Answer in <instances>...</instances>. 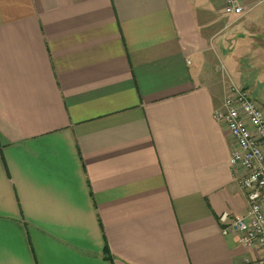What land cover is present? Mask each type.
<instances>
[{"label":"crops","instance_id":"0c3cea01","mask_svg":"<svg viewBox=\"0 0 264 264\" xmlns=\"http://www.w3.org/2000/svg\"><path fill=\"white\" fill-rule=\"evenodd\" d=\"M239 2L0 0V264H264L218 220L248 204L216 113L264 85Z\"/></svg>","mask_w":264,"mask_h":264},{"label":"built area","instance_id":"2783aa9c","mask_svg":"<svg viewBox=\"0 0 264 264\" xmlns=\"http://www.w3.org/2000/svg\"><path fill=\"white\" fill-rule=\"evenodd\" d=\"M223 12L240 16L244 8L239 0H221ZM224 109L216 113L222 119L232 139L229 163L239 168L238 184L245 194L248 211L230 219L227 211L218 217L222 233H235L238 241L264 252V109L248 90L232 87L224 98Z\"/></svg>","mask_w":264,"mask_h":264},{"label":"rangeland","instance_id":"374dc122","mask_svg":"<svg viewBox=\"0 0 264 264\" xmlns=\"http://www.w3.org/2000/svg\"><path fill=\"white\" fill-rule=\"evenodd\" d=\"M252 77L254 76L253 75L247 76V80H246L247 83L246 85H244L243 89L248 90V92L255 99V101L264 109V85L261 83L260 86L258 87V91L253 92L254 86L251 83ZM259 80L262 81V78H259Z\"/></svg>","mask_w":264,"mask_h":264}]
</instances>
